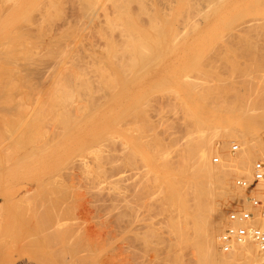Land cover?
<instances>
[{"label":"bare ground","instance_id":"obj_1","mask_svg":"<svg viewBox=\"0 0 264 264\" xmlns=\"http://www.w3.org/2000/svg\"><path fill=\"white\" fill-rule=\"evenodd\" d=\"M246 1H248V4ZM246 1L244 0L245 2L244 3L243 0H177V1L176 0L175 1H172V0H0V152L2 151V154L5 153L8 155L9 152L13 151L14 154L16 155L18 153L17 151L19 152L22 151L21 153L23 154V157L20 156L22 154L20 155L18 154V156L14 155V158L12 159H14L15 161L12 163V166L9 165L8 167H5V166L4 167L5 168H9V167L10 168H20V167L23 168L24 166L22 167V165L24 163L20 165L22 163L20 160L21 158L23 160V158L26 157V155L28 156L29 154H31L32 156V155H36V154L38 155L42 153H45V155L46 153L47 154L50 153L51 154L50 157L51 156L54 157L53 159H51L50 157H49L50 159L49 158L46 159V157H44L45 161L47 160L46 162L47 165L44 164L45 167L49 166L50 164L48 163L52 161L51 165L49 166L52 168V170L51 168L47 167L48 168L47 170L49 172L54 171L53 169H55L56 167L55 164L58 163L57 159H59L58 158L59 155H62V154L64 155L61 156L62 158H60V160H62L63 162L65 160L67 163L69 162V160L66 158L68 155L69 156L71 155V157L74 155L76 157L84 156L83 159L85 158L86 159L80 160V161H83V163L81 164H84V166L88 165L94 159L95 164L99 168H103L106 170L110 168L109 171L111 172L112 176L114 174L120 173L122 168H127L128 165H129L128 166L129 168L137 167V164H138L137 163V151L140 150L137 144L142 145L143 143L146 144V142L148 144L149 140H147V136L146 138L144 136V139L146 141L143 138H139L140 140L138 139L137 140L138 142H134L136 141V138H135L136 136L134 137L135 140H133L134 138L130 139V135H131L130 130L131 128L133 129L135 126V125L130 126L131 125L130 120H132L130 118H131V115H135L136 113L135 110L132 109L133 105H131L132 96H134V93L137 91H143L142 93H144L145 95L144 97H147L144 92V90L146 89L145 88L146 86L151 85V84L153 85L158 84L157 85L158 87L156 86L155 87L159 88L160 85L163 86V84H165L166 82L169 83L168 81H170V77H171L169 73H173L175 69L177 68L179 69V70L177 69V72H180V70L183 69V73H184V65H185L184 62L185 61L180 63V62H177L178 60H176L173 57L174 60H176L177 62V68L175 67L176 65L173 63H166L168 60H166L164 64H161L156 67V65L155 66L153 65L155 61L152 59H155L157 56L156 59L158 60V57H161L163 55L162 52L164 53L166 52L164 54L166 55L167 52L169 51L167 47L165 48L166 43H168L169 41H172L173 42L172 44H174V42L176 41L175 39H177L178 37L180 39V36H181L180 41L182 42V36H183V38L184 37L185 39L187 38L184 43L185 45L182 43L184 46L178 49L177 46L179 45V42H180L178 41L179 40L178 39L177 40L178 43L176 46V49L178 50L173 51L174 52L173 55L176 54V52L178 55V53L180 52L179 53V55L181 54L180 56L176 55L178 59L179 57H182V58L186 57L187 59L186 58L185 59L187 60L186 61L187 66H193L191 68H193L195 71L194 65L195 66H198V65L197 64L192 65L194 63L193 60L194 58L201 55V53L198 55L197 54L198 52H196L198 56L193 57L192 55H195L193 54V52L197 51L200 48V46L204 45L206 42L207 44L208 42L214 43V41L218 42L226 38L224 35H227V34H225V32L223 31L224 29L222 30V28L224 27L225 22H227L228 20H229L228 25L229 26L231 25L232 27L231 31H233V29H237L236 25H235V28H233L234 27L233 25L234 23H236V20H237V18L234 19L235 16L226 20V18H228L229 14L233 10L237 8L247 7L250 4L253 7H257V9L259 8L258 9L259 11L264 6V0H246ZM180 3H183L181 7H179ZM242 3L245 4L246 6L245 5L242 6ZM65 5L68 6L69 8V10L67 8L68 11H66ZM135 5L137 6L138 10L134 9L133 11V8L136 7ZM187 8L188 10H186ZM136 10L137 12L140 11V13L139 12H138L139 14L134 13L136 14L134 15L132 12H135ZM186 11L188 13L187 15H189L190 12L195 13L196 15L198 13L201 19L200 18L197 19L198 21L192 20L193 17H191V14L187 16L185 14ZM176 13L178 16L175 19L170 18V16H173ZM232 14L236 15L235 12H233ZM141 17H147V20L149 21L146 20L147 22L146 21L145 22L148 24V26L145 25L144 27L143 25L144 23L143 24L141 23L143 22L141 21ZM239 17H241V15ZM263 18L257 17V19H255L254 17L255 22L252 20L253 22L251 21L252 22L251 26L248 27L250 30L253 29V31L255 32L257 31L256 34L258 35V37H259L258 28L255 29V26L257 27L258 25L256 24L258 20L260 19L262 21ZM241 19L242 18H239V20ZM179 20H181L182 22L181 25H180L181 22ZM261 21H259L260 22L259 25L262 23ZM261 25H264V22ZM261 25H260V28L262 27V29L264 30V26H261ZM147 27H149L148 29L149 31L147 30ZM245 27L247 26L245 25ZM248 28L244 29L245 31L244 34L241 32L237 34L239 39L241 38L242 40L243 39L248 40V39L253 38L252 37L253 32L250 30L248 31ZM151 43H154V44L156 43V45H153L154 46L153 47L151 46L152 45ZM193 43L194 45H192ZM172 44H170L171 45L169 46L170 48L172 47ZM174 45H173V49H175ZM256 45L257 44L249 45V46L252 49H256ZM229 46H227L226 44V47H229ZM245 46H247V44ZM259 48L261 49L262 47H259ZM263 48L261 50H263ZM200 49L198 51H201ZM229 50L230 49H228V51ZM234 50L233 51L231 50L229 52L233 53ZM245 50H248V49H245ZM225 51L227 53V50ZM215 52H218V51L216 50ZM217 54L220 56L221 53L220 54L217 53ZM204 55L202 54L201 56H204ZM187 56H190V57H187ZM237 58L235 57V62H234L235 64L239 63L238 61L236 62ZM257 58L259 57L257 56ZM205 59H207V57H205ZM233 59L234 58H232L231 60L233 61ZM254 59L255 58H253L252 60L254 61ZM151 60L154 62L151 63L152 62ZM232 61L230 62L232 63ZM157 62H158L157 64H159V61ZM195 62H199V61H195ZM251 64L253 66V62L249 63V65ZM236 65L238 66V64ZM153 66L155 68L151 71V68H153ZM200 66L202 67V65ZM212 66L214 67V65ZM262 66H261V69L264 67ZM232 67L234 66L232 65ZM242 67L243 66H241V69ZM245 67H246V64H245ZM145 68H146V71L144 70L145 71L144 72L143 69ZM257 68L255 69L257 70ZM135 69L136 71L140 69L139 72L141 71L144 73H142L143 75L140 74L141 76H139V79L132 80L133 79L132 73L134 72H135L134 78H138L137 73L139 72L138 71L136 72ZM193 69L191 70L193 71ZM234 69H237V68H234ZM243 69L247 71V69L245 68ZM185 70H186L185 75L182 76L183 73L181 72L180 73L181 75L179 74V76H182V77L180 80L178 78V80L179 82L181 81L179 89H181L183 86L185 87V89L182 88L183 90H186L187 88V91H184V92H187V95H184L185 93L183 92H181L180 94L179 91L176 89L169 90L171 91L170 95L171 96L173 95L174 97H176V99H178L179 96H180L179 99H181V97L184 96L183 102L185 101V98L189 97L190 98L189 108L190 107L192 108L194 105H196L195 107L197 108V111L193 112L192 109H190L191 113L187 115L188 121L190 122L186 126L187 128L184 133L185 141L183 139V142H184V144H182L183 146L181 145L179 146L178 144H176V146L177 145L178 146L177 147L175 146L176 147L175 149L173 145L172 146L170 145V149L171 147H173V150L172 149L171 150L175 153L174 156L176 158L172 156L171 150L165 149V148H169L168 146V147H164L163 150L161 151L159 150L160 152L158 151L159 153H157L158 155L157 158L153 160L154 162L156 161V164H158L157 168L160 167L162 171L161 170L158 171L159 173H157V175H155L156 173L154 174L153 180L155 179V182H151V184L155 183L156 184L155 188L160 187L161 192L160 190L158 192L159 188H156L157 189L156 192L161 193L159 194V196H161L160 200H161L162 205L160 204L161 207L160 206L159 207L163 212L167 213V216H166L167 223L165 224L168 225V232L172 235L171 239H167V240H170L169 248L167 247L168 252H165L166 255L164 256L165 258H164L163 264H181V261H182L181 250L184 247L186 248V246H193V245L197 246L196 254H195L197 264H264V256L262 255L258 244L254 240L247 239L241 243L234 242L232 245V248L227 252L223 250L222 241H221L222 227H223L224 221L227 219L228 212L230 210H234L235 208H245L248 210L251 209V204L247 197L250 191L251 193L255 192L256 194H261L262 192H264V182L257 181L254 177V173H255L254 160H256L257 158L264 159V105L262 107L260 106L261 104H258V102L264 104V101H263L264 100L263 99L264 98V79L257 81L259 77L256 76L255 72H254L255 74L253 73L252 76L254 78V75H255V78L258 77V79L257 80L251 79V77L248 76V72L250 69L248 70V72H244L245 75L243 76L245 77V79L242 80V82L240 81L242 85V90H241L242 93L238 91V93L243 94L242 100H240L241 103L239 102L240 105H238L237 102L239 100L236 102V104L239 106L238 107L236 104H234L235 102H232L234 104V107H230L233 105H229L231 104L229 103V101H231L230 99L231 96L229 95V93L233 92V88L231 87L232 91H230L231 89L229 90L228 86L226 85L227 86L226 87L224 85L229 80L228 75L227 77H225L226 79H228L225 82L224 81L225 78L223 79L224 76H220V74L217 72L219 75L214 74L217 76V78L216 76L215 77L212 76L214 78H211L213 80V81L210 80L211 82H213L211 84L209 80L207 82V78L206 79L204 78L205 79L204 80L203 75H202V77H200L201 80H203L202 82L205 83L204 81H206V84H209L203 87L204 84L201 85L198 83V82L201 83L200 78L198 79L196 78L198 82L194 80L195 77H193L194 79H192V77L190 76V73L192 72L189 71L190 68L188 70L190 73L187 72V68ZM198 70L200 69L198 68ZM215 70L216 69L213 70V73L215 72ZM239 71H240V67H239ZM238 73H241V71ZM168 74L170 75V77L168 76ZM186 74L189 75L191 80H194L196 82V83H192L193 82L192 81L191 82L192 85L190 87L185 86L187 83L191 84L190 82H188L190 81V79L187 81L188 78L186 79V77L188 76H186ZM223 75H226V74H223ZM218 76L222 78H218ZM207 77H211V76H207ZM221 81L222 83L224 82L225 83L222 85V83H220ZM173 83L175 82L173 81ZM240 83H238L239 86H240ZM235 84L237 85L236 81H235ZM235 84L233 83V85ZM161 86L159 90H161ZM165 86H168V85H165ZM223 86H225L226 88ZM155 87L153 86V88ZM153 88L151 87L149 89H151V91H154ZM156 88L155 90H158ZM224 88H225V91H224ZM236 88L238 87H235L234 89ZM226 89H228L229 93L226 91ZM257 89H259L260 91H256ZM165 90H166V87H165ZM155 92H158V91H155ZM226 92L228 93V96H230L228 100V103H229L228 105L223 104L224 102L223 103L221 102L223 101L222 98L227 96ZM236 92H237V89H236ZM236 92H234L235 98L237 97ZM146 93L150 97L149 94H151V92H149V94L148 92ZM168 93L167 95H169ZM152 96L153 95L151 94V97ZM140 97L142 98L141 95ZM149 97H147L148 101L146 100L147 98H145V101L147 102L150 101L149 103H151L152 101L149 100ZM227 98L228 97H226V99ZM239 99H241V96L239 97ZM260 99H263L261 100L262 102H260ZM138 100L140 101V98ZM141 101L139 105L141 106V109L144 113V110H146L145 108L147 107L146 104L148 103H143L145 101H142V102ZM180 101H182V99ZM186 101L184 103H187ZM135 104L138 105L137 101ZM180 104L182 106V103ZM184 105L186 106L187 104H184ZM139 107H137L138 109H136L135 106H133V108H135L138 112V114L136 113V115H139V111H138L140 109ZM258 108L259 110L261 108L262 111H258ZM148 109L149 108H147V110ZM162 109L161 111H159V113L162 112ZM131 111H134L135 113L132 114ZM151 111L153 110L151 109ZM156 112L158 113V111ZM233 112L236 113L234 117H237V119L242 118V121L244 120L243 123H245V120H246L245 126L244 125L236 126L235 124L234 125L228 124L229 122L228 120L231 118H234L233 115L232 117H230V114ZM162 114L161 113L158 114L160 118L159 119L160 123H164L166 127H168L167 125L170 126L172 124L171 126L173 127V123L170 120L172 117L170 118L168 116L164 117ZM165 114L167 115L166 112L164 113V115ZM142 117H143V114H142ZM166 119L167 120L169 119L168 121L169 122L171 121V124H168L169 123L168 122L166 125V122H167ZM138 120L139 118L137 119V121ZM233 120H235V118ZM133 121L135 122L136 120H133ZM231 121L232 120H230V122ZM150 123L152 124L151 121ZM52 124L53 126L50 127ZM141 124H142V127L146 126L143 123ZM146 124H149V122ZM151 133H153V136L155 135L154 136L155 138L160 137L159 134L155 133V131ZM141 134L143 133L141 132ZM143 135H138V136L143 137ZM153 136L150 135L151 138ZM154 140L155 139H153V142ZM147 144L145 146H147ZM236 144L239 145V150L235 154H233L231 148ZM136 146H137V149L139 150H135ZM148 146L150 147V145ZM155 146H156V143H155ZM144 148H147V147H144ZM150 149L151 150L153 149L154 151V148L151 147ZM145 150L146 149H144V151ZM13 152L11 155H13ZM140 153L142 155L141 150H140ZM212 153L216 154V156L213 155V159L211 158ZM52 154L56 156H53ZM9 156L7 157L9 158ZM64 156L66 159L64 158ZM11 157L9 158L10 160H11ZM55 157H57V159ZM151 157L149 156L150 160L153 159V158L151 159ZM144 158L146 159L147 162H149L146 157ZM16 159H19L20 162H16V161H19ZM37 159L39 160L38 156H37ZM54 159L57 160V161L55 160V163H54ZM105 159L108 162L106 163L109 165L108 168H105V166H103L102 164L103 162L105 164V161H104ZM38 160L36 161L38 162ZM48 160L50 162H48ZM41 161L42 159L39 160L38 163H40ZM23 162L26 163L25 160ZM28 162L26 164H29ZM72 162L75 165L76 162L74 161ZM17 163L20 167L15 166V164L17 165ZM31 163L32 162H30V165ZM52 163H54V165ZM59 163L58 165L61 166L62 163L60 164ZM77 163L79 162L77 161ZM141 163H143V165L145 164L144 161L143 162L141 161ZM150 163H152V161ZM32 164H34V166L31 165L32 167L29 165L31 168H37V166H35L37 164L35 161H33ZM26 167H28V165ZM0 168H3V166L1 167V164H0ZM40 168L42 167L40 166ZM141 168L143 169V170L140 169L141 171L139 170V168H135V169H138L139 171L134 169L135 171L134 172L132 171L133 173L130 172L127 178L129 177L128 179H132L131 183L137 187L136 188L137 190L135 189V194L132 193L135 198V201L143 207L145 206L148 207V209H150L152 213L153 211L151 209L153 207L149 208L150 207L149 204L151 203L150 199L152 197H155L154 195L156 194V192L154 188H153L154 191L151 189L152 185L154 184L152 185L147 184V183L150 184L149 173L151 174V169L143 168V167ZM81 169H84V168H81ZM109 171L107 172L109 173ZM124 171L126 172V170ZM152 171L154 170L152 169ZM16 172H17V169H16ZM90 173H92V171ZM108 173H105L107 174L106 176H108ZM5 174L8 175V171ZM74 174L76 173L74 172ZM111 174L109 175L110 177H111ZM57 175H61V174H57ZM80 175L82 176V173ZM160 175H161V178H159ZM235 175L237 176V178L243 179L246 182V185H243L244 187H241L240 185L236 183L237 178L234 179ZM3 176L4 178L6 177V175H3ZM52 176L50 178H52ZM122 176L123 175L118 177L117 180L123 179ZM83 177L81 178L83 179ZM9 178L10 177L8 176L6 177V179H9ZM111 178H116V177L113 176ZM54 179H55L54 182H56V176ZM232 179H234L233 182H231ZM36 180H39V178H37ZM61 181H63V179H61ZM103 181L105 182V180ZM8 182L9 181H7V183ZM44 182L46 181L44 180ZM92 182H90V185L93 186L94 183L91 184ZM122 183L123 182H121V185H123ZM47 186L45 185L46 188L44 190H48ZM103 186L105 187V185ZM111 186L110 188L113 187L112 190H114V187L115 189L117 188L116 186H112V187ZM148 186L150 188H148ZM43 187H44V184H43ZM110 188H109V191L106 192V195L108 198L113 194V193L111 194L112 190ZM49 189H50V186H49ZM117 189L114 190V192L115 191L118 192ZM121 189H123V187ZM121 189L120 191H122ZM61 192L63 193V191ZM71 192H72V189H71ZM21 194H18V195H21ZM50 194H51V197L54 196V194H52L51 192ZM76 194L78 195V193ZM25 195H27V193H25ZM55 196L59 197V195H55ZM74 196L75 195H73V197ZM83 196H85V194ZM159 196H157L156 198H159ZM58 197L56 199L53 198L54 199L53 200L48 195V197L44 198V200L39 199V200H42L40 204L43 210L39 207L36 208L34 211H36L37 209L38 210L41 209V211H39L40 212L39 214H38V211H36L34 215H35L36 220L39 221V223H41L40 221H42L41 226L40 224L39 225L36 224V222L34 221L35 222L34 225H38L40 227L38 228L36 226L35 231L32 229L31 232L34 231L33 235L29 234L30 239L29 240L27 239L26 242L24 241L25 243L23 244H26V245L31 244V247H32V245H35V246L39 245V244L37 245V242L39 241V239L41 240L43 239L44 241H46L48 243V245L45 247L46 249L39 250L37 252L38 249L34 248V250L40 254L42 262L44 259L48 260L46 264L48 263L52 264L53 261L52 262H49V261L55 258L57 259L56 260L57 262L58 261L61 262L60 264H87L86 262L87 259H85L84 256L82 255L84 252L85 253H88V252H86V250L82 248L84 247V245H82L84 244V241H83L84 237H81V236L84 233H82L81 231L82 227H80V224H79V222L81 221L77 222L75 220L76 222H73V223L70 222L69 224L68 220L70 221V218L66 219L62 217L64 215H62V207H60V203L64 201L66 195L64 196V199L62 200H58ZM59 198L61 199V196ZM69 198L72 199V197H69ZM134 198L132 197V200H134ZM10 199H13V197ZM84 199H87V196ZM132 200H129L131 204L128 202V204L125 205L127 206V208L125 209H130V212L131 210L133 212L134 210H136L134 205H132V203H134V201L131 202ZM160 200H157V201H160ZM7 201H10V200H7ZM111 201L113 202V197H110V202ZM122 201L120 204H122ZM49 203L51 204L50 206L52 208H53L52 204L53 203L54 205L56 204L54 207L55 211L52 212V208H51L50 213L48 212L49 210L46 211V208L48 209V207H45ZM117 203L119 204V202ZM156 203H159V202H156ZM114 204L116 206V201H114ZM57 205L59 209H57L56 207ZM64 205H67V204H64ZM71 206H73V204ZM118 206H116L115 210H117ZM44 207H45V210H44ZM67 207L70 208L69 206ZM63 209H67V208L63 207ZM74 210L78 211V209L76 208H74ZM81 210L83 211V209ZM142 210L143 209H141V211ZM120 211L121 210L119 209V212ZM125 211L126 210H124V212ZM80 212H77L76 215L73 214L72 218L78 219ZM143 212H145V210ZM120 215L121 216L126 215L125 213H123V209H122V214ZM25 217L26 216H24L23 218L25 219ZM129 217H130V220H132L131 222H133L135 218H137L138 216L137 215L134 216V213H131ZM18 218H20V215ZM139 218H138V221H139ZM117 219L118 218H116V220ZM150 220H151V216H150ZM13 222L15 223V221ZM140 224L137 226L141 227ZM150 224L148 225L147 223L146 225L150 226ZM128 225L130 226L131 223ZM25 226L23 227V229L25 228ZM81 226H82V222H81ZM98 226L101 227L100 224ZM111 226L108 228H112ZM134 226H136V224ZM100 227L99 229L101 230ZM144 229H148V228H144ZM8 230H10V228ZM21 230L22 229H20V231ZM26 230L28 231L29 229H25V231ZM3 231H5V229ZM23 231L24 230H22V232ZM124 231H126V228ZM129 231H132V230L130 229ZM129 231L127 232V234H129ZM106 232L104 231V233ZM148 232H150L149 229H148ZM194 232H195V236H193ZM157 233L155 234L157 235ZM23 234H21V236L19 237L22 238V236H24ZM27 235H28V232H26L25 236ZM31 235L33 236L32 238L34 239L31 238ZM109 235L106 234V236H109ZM22 239L25 240V237ZM22 242L23 241H21V243ZM18 243H19V240H18ZM160 243L161 242H159L158 244ZM16 244H17V241H16ZM114 244L112 246H114ZM147 244H148V241H147ZM103 245H104V241H103ZM154 248H156V245ZM156 250L157 249H155V251ZM37 253L35 254L37 255ZM103 253H105V251ZM154 253L155 252H153V255H157ZM19 254H21V252ZM35 254H31V255L33 256ZM17 255L15 254V256ZM87 255L90 256L91 254H87ZM15 256L13 258H15ZM32 256L31 257L30 255L27 256L29 260L27 259L26 264H38L37 261L39 262L41 261V260H38L39 258L37 256L39 255L36 256L38 258L37 261H35L34 258L32 259ZM9 257H6V259ZM17 257H20V256L18 255ZM155 259H158V258H155ZM14 260H15V263H11V264H25V262H23V259H19L18 261L16 259ZM106 260L107 259H105V262L110 264V262ZM88 263L91 264L92 262L89 261ZM154 263L156 264L157 262H154ZM40 264H44V263H40Z\"/></svg>","mask_w":264,"mask_h":264},{"label":"rangeland","instance_id":"obj_2","mask_svg":"<svg viewBox=\"0 0 264 264\" xmlns=\"http://www.w3.org/2000/svg\"><path fill=\"white\" fill-rule=\"evenodd\" d=\"M172 1H175V0H172ZM177 1V0H176ZM246 1V0H245ZM243 2H244V0H243ZM247 2V4H248V1H246ZM175 3V2H174ZM245 3V2H244ZM183 5V3H180V6L179 7H181ZM245 4H243L242 3V6H244ZM66 6V11H68L69 10V8H68V6L67 5H65ZM136 6V5H135ZM246 6V5H245ZM249 6V7H248ZM247 7H243V8H237V9H235V10H233L230 14H229V16H228V18H226V20H228V19H230V18H232L233 16H235L234 17V19H236L237 18V20H236V23H234V27L233 28H235V25H236V28L237 29H233V31H231L232 30V27H231V25L229 26L228 24H229V20L227 21V22H225V25H224V27L222 28V30L225 32V34H227V35H224L226 38H224V39H222V40H220V41H218V40H216V41H218V42H215L214 41V43L213 42H208V44H207V42L204 44V45H201L200 46V50L201 51H194L193 52V54H195V55H192L193 57H196V56H198L200 53H201V55L203 54H205L204 56H201V55H199L198 57H196V58H194V60H193V64L192 65H194V64H197L198 66H195L194 65V67H195V71H194V69L193 68H191V67H193V66H187V64H186V59L185 58H182V57H179V59H178V57L177 56H180L179 55V53H178V55H177V52H176V54H174L173 55V51H175V50H178V49H180L181 47H183L185 44V40L187 39H185V37L183 38V36H182V42L180 41V39H181V36H180V39H179V37L177 38V39H175L176 41V43L174 42V44H176V45H174V44H172L173 42L172 41H169L168 43H166V45H165V48L167 47L168 49H169V53L167 52V56L166 55H164L165 53L164 52H162L163 53V55L161 56V57H158V60L156 59L157 58V56H156V58L155 59H152V60H154V61H152L151 63H153V65L155 66L156 65V67L157 66H159V65H161V64H164V62H166V60H168L166 63H173V64H175L176 66V68H177V62H184V73H183V69H181L180 70V72H177V69H175V71H174V69H173V73H169L170 75H171V77H170V75L168 74V76L170 77V81H168L169 83H165V84H163V86H161V90H159L160 89V86H159V88H156V87H158L156 84L155 85H153V84H151V85H148V86H146L145 88V90H147V91H145L144 90V92H145V94H146V96L147 97H149L148 95H147V93L146 92H148V94H149V92H151V94L153 95L152 97H151V94H149L150 95V97H149V100H151L152 102V105H151V103H149V102H147L148 101V98L147 97H144L145 95H144V93H142L143 91H137V92H135L134 93V96H132V101H131V105H133V106H135V108L136 109H138L137 107H139L140 105H139V103H140V101L142 100V101H145V98H147L146 100L147 101H145V102H143V103H148V104H146V110H147V108H149L148 110H147V112H146V110H144V113L146 114H144L143 113V111H142V109H141V106L139 107L140 109L138 110L139 111V115H136V113L138 114V112H137V110L135 109V108H133V106H132V109H134L135 110V112L134 111H131V113L132 114H134L135 113V115H131V118L130 119H132V120H130V123H131V125L130 126H132V125H135L134 126V128L132 129L131 128V130H130V139H133L135 136V138H136V141H134V142H138L137 140L139 139V138H143L144 139V136H145V138H146V136H147V140H149V143L147 144V142H146V144H147V146H145L146 144L145 143H143L142 145H143V147H142V145H140V144H137V146L139 147V149L141 150V152H142V155H141V153H140V150L139 149H137V146H136V149L135 150H139V151H137V167H135V168H139V170L141 169V170H143L141 167H143V168H148V169H151V174L149 173V178H150V184L149 183H147L148 185H152V184H154V185H152V190H153V188H154V190H155V192L157 191V189L156 188H159L158 189V192H159V190H160V187H156L155 188V186H156V184L155 183H152L151 184V182H155V179L153 180V177H154V174L155 175H157V173H159L158 171H160L161 170V168L160 167H158L157 168V166H158V164H156V161L154 162L153 160H155V158H157V153H159L161 150H163V148L164 147H168L169 146V148H165L166 150H173V147L176 149V147L179 145H181V146H183L182 144H184V142H183V139H184V141H185V138H184V133H185V130H186V126L188 125V123L190 122V121H188V114H190L191 113V110L190 109H192V111L193 112H196L197 111V108L195 107L196 105H194L192 108L190 107L189 108V106H190V98L188 97V98H185V101L187 102V103H184L183 102V98H184V96L183 97H181V99H182V101H180L181 99H179L180 98V96H179V98L178 99H176V97H174L173 95L171 96L170 95V93H171V91H169V90H172V89H176V90H178L179 91V93L181 94V92H183V93H185L184 95H187V92H184V91H187V88H186V90H183L182 88H184L185 89V87L183 86H181L182 88L181 89H179V87H180V84H181V81L179 82V80L181 79V77L182 76H184L185 75V72H186V68H187V72H192V73H190V76L192 77V79H194L193 77H195V81H197V79L198 78H200V77H202V75H203V79L205 78H207V82H208V80L210 81H213L211 78H214L216 75H214V74H217V75H219L220 74V76H224L223 77V79L225 78V77H227V75H228V79H224V81L226 82V80H228V82H226V84H224V83H222V81L220 82V83H222V85L224 84L225 86L227 85L228 86V89L230 90L231 89V87L233 88V92H228V89H226V91L229 93V95L231 96V98H230V96H228V93L226 92V97H228L227 99H226V97H223L222 98V100L223 101H221L223 104H226V105H228L229 103H231V104H229V105H233V106H230V107H234V104H236V102L238 103V105H240L239 104V102L241 103V101L240 100H242V95L243 94H240V93H242V85H241V83H240V81L242 82V80H244L245 79V77L243 76V75H245L244 74V72H248V70H249V72H248V76L249 77H251V79H254V80H257L258 79V77H259V79L257 80V81H260L261 79H264V38H263V34H264V30L262 29V27L260 28V25L261 24H263V17H264V10H263V8H264V6H263V8H261L259 11H258V9H257V7H253V6H251L250 4L248 5ZM134 7V6H133ZM259 7V6H258ZM67 8H68V10H67ZM245 8V9H244ZM250 8V9H249ZM252 8V9H251ZM255 10H254V9ZM134 9H137L138 10V8H137V6L135 7V8H133V11H134ZM248 9V10H247ZM257 9V10H256ZM137 10L135 11V12H132L133 14L134 13H140V11H138L137 12ZM186 10H188V8L186 9ZM241 10V11H240ZM243 10H244V12H243ZM262 10V11H261ZM247 11V12H246ZM258 11V12H257ZM190 12V11H189ZM233 12H235L236 13V15L235 14H232ZM239 12V13H238ZM263 12V13H262ZM67 13V12H66ZM138 13V14H139ZM241 13V14H240ZM185 14L187 15L188 13H187V11L185 12ZM184 14V15H185ZM191 14V17H193L192 18V20H197V19H201V17H199L200 15L197 13V15L195 14V13H192V12H190L189 13V15ZM194 14V15H193ZM238 14V15H237ZM241 15V17H239L240 15ZM134 15H136V14H134ZM185 15V16H186ZM189 15H187V16H189ZM193 15V16H192ZM255 15V16H254ZM257 15V16H256ZM145 16V15H144ZM178 15H177V13L175 14V15H173V16H170V18H172V19H175L176 17H177ZM195 16H196V18H195ZM243 16V17H242ZM263 16V17H262ZM227 17V16H226ZM245 17V18H244ZM252 17H253V19H252ZM254 17H255V19H257V17L258 18H263L262 19V21L259 19L258 20V22H257V24L256 25H258L257 27L255 26V29H257L258 28V33H259V37H258V35L256 34V32L255 31H253V29H249L248 27L249 26H251V23L254 21L255 22V20H254ZM144 20H143V19ZM239 18H242L241 20H239ZM244 18V19H243ZM186 19V18H185ZM147 17H141V21H143V22H141L143 25H144V27H145V25L146 26H148V24L146 23L147 21H149V20H147ZM181 20H183V19H181ZM181 20H179L180 22H181ZM239 20V21H238ZM253 20V21H252ZM146 21V22H145ZM198 21V20H197ZM238 21V22H237ZM252 21V22H251ZM259 21H261L262 23L259 25ZM241 22V23H240ZM149 23V22H148ZM227 23V24H226ZM182 24V22L180 23V25ZM224 24V23H223ZM249 24V25H248ZM254 24V23H253ZM150 25V24H149ZM245 25L247 26V27H245ZM231 28H229V27ZM244 26V27H243ZM261 26H264V25H261ZM183 28V27H182ZM248 28V31L250 30V31H252L253 32V38H254V40H255V42H254V40H253V38L252 39H239L238 38V36H237V34L238 33H245V31H244V29H247ZM260 28V29H259ZM149 29V27H147V30ZM239 29H241V30H239ZM254 29V30H255ZM149 31V30H148ZM260 31V32H259ZM231 33V34H230ZM233 34V35H232ZM235 34V35H234ZM255 35V36H254ZM257 38V39H256ZM179 39V40H178ZM177 40L178 41H180L179 42V45L177 46ZM240 40V41H239ZM253 40V41H252ZM260 40V41H259ZM232 41V42H231ZM236 41V42H235ZM243 41V42H242ZM245 41V42H244ZM248 41V42H247ZM239 42V43H238ZM251 42H252V44H251ZM257 42V43H256ZM184 45H183V44ZM213 43V44H212ZM244 43V44H243ZM257 44L256 45V49H252L249 45H254V44ZM152 45L151 46H153V45H156V43L154 44V43H151ZM170 44H172V47L170 48L169 46H171ZM212 44V45H211ZM226 44H227V46H229V47H226ZM235 44V45H234ZM247 44V46H245ZM173 45L175 46L174 48L175 49H173ZM192 45H194V43L192 44ZM191 45V46H192ZM176 46H177V48L178 49H176ZM207 46V47H206ZM210 46V47H209ZM214 46V47H213ZM225 46V47H224ZM234 48H233V47ZM241 46V47H240ZM242 46H244V47H242ZM154 47V46H153ZM212 47V48H211ZM219 47V48H218ZM226 48V49H224V48ZM259 47H262L263 48V50H261ZM209 48V49H208ZM214 48V49H213ZM172 49V50H171ZM228 49H230L229 51H233L234 49V52L232 53V52H229L228 51ZM244 49V50H243ZM245 49H248V50H245ZM249 49H250V51H249ZM167 50V49H166ZM171 50V51H170ZM211 50V51H210ZM217 50L218 52H215V51ZM225 50H227V53H226V51ZM256 50V51H255ZM208 51V52H207ZM224 51V52H223ZM243 51V52H242ZM248 51V52H247ZM196 52H198L197 54H196ZM206 52V53H205ZM222 52H223V54H222ZM250 52H251V54H250ZM255 52V53H254ZM260 52V53H259ZM161 53V54H162ZM217 53H221L220 54V56L217 54ZM160 54V55H161ZM226 54V55H225ZM230 54H232V55H230ZM236 54V55H235ZM248 54V55H247ZM254 54V55H253ZM170 55V56H169ZM177 55V56H176ZM222 55V56H221ZM227 55H229V56H231V57H229V56H227ZM244 55V56H243ZM260 55V56H259ZM164 56V57H163ZM191 56V55H190ZM190 56H187V57H190ZM218 56V57H217ZM234 56V57H233ZM250 56V57H249ZM254 56H256V57H254ZM257 56L259 57V58H257ZM262 56H263V58H262ZM176 59V60H178L177 62H176V60H174V58ZM177 57V58H176ZM205 57H207V59H205ZM221 57H223V58H221ZM235 57L237 58V59H239V60H237L236 59V62L238 61L239 63H236V64H238V66L234 63L235 62ZM252 57V58H251ZM261 57V58H260ZM161 58V59H160ZM201 58V59H200ZM202 58H204V59H202ZM232 58H234L233 59V61L231 60ZM253 58H255L254 59V61L252 60ZM170 59V60H169ZM198 59H200V60H198ZM217 59V60H216ZM225 59V60H224ZM227 59V60H226ZM262 59V60H261ZM174 60V61H173ZM157 61H159V64H157L158 62ZM195 61H199V62H195ZM212 61V62H211ZM217 61V62H216ZM230 61H232V63L230 62ZM248 61V62H247ZM258 61H260V62H258ZM203 62H204V64H203ZM209 62V63H208ZM226 62H227V64H226ZM253 62V66H252V64L251 65H249V63H252ZM257 62V63H256ZM202 63V64H201ZM231 63V64H230ZM257 64V66H256V64ZM217 64V65H216ZM222 64H223V66H222ZM245 64H246V67H245ZM255 64V65H254ZM152 65V64H151ZM191 65V64H190ZM200 65H202V67L200 66ZM212 65H214V67L212 66ZM232 65L234 66V67H232ZM263 65V66H262ZM153 66V68H151V71L155 68ZM185 66H186V68H185ZM205 66V67H204ZM241 66H243L242 67V69H241ZM249 66V67H248ZM252 66V67H251ZM261 66L263 67L262 69H261ZM152 67V66H151ZM196 67H197V69H196ZM213 67V68H212ZM216 67V68H215ZM232 67V68H231ZM239 67H240V71H241V73H238V72H240L239 71ZM258 67V68H257ZM149 68V67H148ZM189 68H190V70H189ZM198 68L201 70H198ZM234 68H237V69H234ZM243 68H245V69H247V71L246 70H244ZM249 68V69H248ZM254 68V69H253ZM255 68H257V70L255 69ZM191 69H193V71L191 70ZM214 69H216V70H218V71H216L215 70V72L213 73V70ZM253 69V70H252ZM259 69V70H258ZM139 70L140 69H138L137 71L139 72ZM146 71V68L145 69H143V71ZM179 70V69H178ZM189 70V71H188ZM255 70V71H254ZM261 70V71H260ZM262 70H263V72H262ZM135 71H136V69H135ZM136 71V72H137ZM144 71V72H145ZM197 71V72H196ZM220 71V72H219ZM141 72V71H140ZM137 73V77L138 78H134V74H135V72L134 73H132V80H135V79H139V76H141L140 74H142V73H144V72H141V73ZM183 73L182 74V76H179V74L180 73ZM206 72V73H205ZM210 72V73H209ZM219 74H218V73ZM229 72V73H228ZM256 73V76H258L257 78H255V75H254V78H253V73ZM257 72H259V73H257ZM189 73H187V74H189ZM207 73H208V75H207ZM212 73V74H211ZM235 73V74H234ZM254 73V74H255ZM261 73V74H260ZM173 74V75H172ZM186 74V76H188V77H186V79H187V81L190 79V77H189V75H187ZM193 74H195V75H193ZM223 74H226V75H223ZM260 74V75H259ZM143 75V74H142ZM181 75V74H180ZM262 75V76H261ZM207 76H211V77H207ZM212 76H214V77H212ZM230 76V77H229ZM261 76V77H260ZM184 77V78H185ZM233 79H232V78ZM237 77V78H236ZM178 78H179V80H178ZM197 78V79H196ZM216 78H217V76H216ZM218 78H222V77H219L218 76ZM204 79V80H205ZM169 80V79H168ZM177 82H176V81ZM194 80H191L190 79V81H188V82H192V83H196ZM200 80H201V78H200ZM173 81L176 83H173ZM203 80H201V83L200 82H198L199 84H204L203 85V87H205V86H207V85H209V84H206V81H204L205 83H203L202 82ZM210 81V84L211 83H213V82H211ZM235 81H236V83H237V85L235 84ZM237 81H239V82H237ZM232 82V83H231ZM192 83L191 84H189V83H187L185 86H191L192 85ZM233 83L235 84V85H233ZM238 83H240V86L238 85ZM231 85V86H229V85ZM165 85H168V86H165ZM200 85V86H201ZM153 86L156 88V89H158V90H155V88H153ZM225 86H223V87H225ZM226 86V87H227ZM238 87V88H236L237 89V92H236V89H234L235 87ZM153 88V90L154 91H151V89H149V88ZM165 87H166V90H165ZM202 87V86H201ZM225 87V88H226ZM241 87V88H240ZM168 88V89H167ZM225 88H224V91H225ZM238 89H240V90H238ZM150 90V91H149ZM222 90H223V88H222ZM155 91H158V92H155ZM230 91H232V89L230 90ZM238 91H240V93H238ZM256 91H260L259 89H257ZM160 92V93H159ZM167 92H169L168 94L169 95H167V93L165 94V93ZM234 92H236V94H237V97H238V99H237V97L235 98V93ZM163 93V94H162ZM183 93H182V95H183ZM140 95L142 96V98L140 97ZM157 95V96H156ZM163 95V96H162ZM181 95V96H182ZM241 96V99H239V97ZM133 97H134V99H133ZM135 97H136V99L139 97L140 98V101L137 99H135ZM151 98V99H150ZM229 98L231 99V101H229V103H228V100H229ZM158 99V100H157ZM227 100V101H225V100ZM264 99V98H263ZM263 99H260V102H262L261 100H263ZM137 101V103H138V105L137 104H135L136 103V101ZM169 100V101H168ZM175 100V101H174ZM178 100H179V102H178ZM233 100H235V101H233ZM141 101V102H142ZM165 101V102H164ZM188 101H189V103H188ZM264 101V100H263ZM178 102V103H177ZM227 102V103H226ZM232 102H235L234 104L232 103ZM133 103V104H132ZM180 103H182V106H181V104ZM150 104V105H149ZM184 104H187L186 106L184 105ZM258 104H261L260 106H262L263 107V103H259L258 102ZM154 105V106H153ZM172 105V106H171ZM237 105V104H236ZM237 105V106H238ZM148 106H150V107H148ZM169 106H171V107H169ZM158 107V108H157ZM239 107V106H238ZM237 107V108H238ZM155 108H157V109H155ZM160 108V109H159ZM164 110H163V109ZM166 108V109H165ZM131 109V110H132ZM151 109L153 110V111H151ZM161 109H162V112H163V114H162V112H160L164 117L165 116H168L169 118L170 117H172L170 120L172 121V123H173V127L171 126L172 124H171V121L169 122L167 119V122H166V125H167V123L168 124H171L170 126L169 125H167L168 127H166L165 125H164V123H160V118H159V115L158 114H160L159 113V111H161ZM184 109V110H183ZM188 109H189V111H188ZM167 110V111H166ZM175 112H174V111ZM187 110V111H186ZM156 111H158V113L156 112ZM167 113V115L165 114L164 115V113L165 112ZM169 111V112H168ZM186 111V112H185ZM236 111V110H235ZM258 111H262L261 110V108H260V110H259V108H258ZM182 112V113H181ZM189 112V113H188ZM192 112V113H193ZM173 113V114H172ZM175 113V114H174ZM177 113V114H176ZM142 114H143V117H142ZM147 114H149V115H147ZM169 114V115H168ZM172 114V115H171ZM185 114V115H184ZM235 114L236 113H231L230 114V117H232V115H233V117L235 116ZM154 115V116H153ZM157 115H158V117H157ZM176 115V116H175ZM183 115V116H182ZM138 116V117H137ZM148 116V117H147ZM174 116V117H173ZM238 116V115H237ZM134 117V118H133ZM168 117H166V118H168ZM229 117V118H230ZM239 117V116H238ZM139 118V120L137 121V119ZM142 118H144V119H142ZM149 118V119H148ZM186 118V119H185ZM235 118V120H233ZM234 118H231V119H229L228 121L230 122V120H232L230 123L228 122V124H232V125H239V126H245V123H246V120H245V123H243L244 122V120L242 121V118H238L237 119V117H234ZM141 119V120H140ZM152 119V120H151ZM156 119H158V120H156ZM177 119V120H176ZM133 120H136L135 122L133 121ZM143 120V121H142ZM145 120V121H144ZM147 120V121H146ZM155 120V121H154ZM142 121V122H141ZM150 121L152 122V124L150 123ZM235 121V122H234ZM140 122V123H139ZM148 123L149 122V124H151V125H149V124H146V123ZM155 122V123H154ZM175 122V123H174ZM187 122V123H186ZM233 122V123H232ZM141 123H145L144 125H146L145 127L143 126L142 127V124ZM185 123V124H184ZM138 124V125H137ZM141 124V125H140ZM150 127H148V126ZM190 125V124H189ZM53 126V124L50 126V127H52ZM138 126V127H137ZM161 126V127H160ZM148 127V128H147ZM166 127V128H165ZM144 130H143V129ZM145 128H147V129H145ZM152 128V129H151ZM154 128V129H153ZM156 128V129H155ZM171 128V129H170ZM135 129V130H134ZM139 129H141V130H143V131H141V130H139ZM152 131H151V130ZM166 129H167V131H166ZM169 129V130H168ZM157 130V131H156ZM154 132L155 131V133L156 134H159V138H155L154 136H153V133H151V132ZM139 132H140V134H139ZM141 132L144 134H141ZM146 132V133H145ZM148 132H150V133H148ZM133 133V134H132ZM148 133V134H147ZM154 133V134H155ZM166 133V134H165ZM172 133V134H171ZM174 134V135H173ZM177 136H176V135ZM182 134V135H181ZM138 135H143V137H140V136H138ZM150 135H152L153 137L151 138L150 137ZM171 135V136H170ZM169 136H170V138H169ZM180 136V137H179ZM171 137H172V139H171ZM174 137V138H173ZM135 138L133 139V140H135ZM151 138V139H150ZM182 138V139H181ZM153 139H155L154 140V142H153ZM163 139V140H162ZM169 139V140H168ZM140 140V139H139ZM145 140V139H144ZM157 140V141H156ZM161 142H163V143H161ZM172 140V141H171ZM146 141V140H145ZM175 141V142H174ZM144 142V141H143ZM153 142V143H152ZM159 142V143H158ZM178 142V143H177ZM180 142V143H179ZM155 143H156V146H155ZM166 144H168V145H166ZM176 144H178L177 146H176ZM148 145H150V147L148 146ZM152 145V146H151ZM170 145L172 146L173 145V147H171V149H170ZM155 146V147H154ZM159 146V147H158ZM161 146V147H160ZM163 146V147H162ZM176 146V147H175ZM144 147H147V148H144ZM154 148V151H153V149L151 150L150 148ZM149 148V149H148ZM158 148V149H157ZM144 149H146L145 151H144ZM157 149V150H156ZM164 149V150H165ZM229 149V148H228ZM155 150H156V152H155ZM160 150V151H159ZM171 150V151H172ZM144 151V152H143ZM151 151V152H150ZM159 151V152H158ZM12 152L13 151H11V152H9V154H10V156H9V154L7 155V154H2V151L0 152V160H1V162H0V164H1V167L3 166V168H0V230H1V228H2V230L0 231V264H9V262H10V264L11 263H15V260L14 259H16L17 261L19 260V259H23V262H25V264L27 263V259L29 260V258H27V256H29L30 255V257L32 256L31 254H35V253H37L39 250H44V249H46L45 247L48 245V243L46 242V241H44L43 239L41 240V239H39V241L37 242V245L38 246H35V245H32V247H31V244L29 245H26V244H23V243H25L26 242V240L28 239H30V235L29 234H32L33 235V233H34V231H35V229H36V226L39 228L40 226H41V223H42V221H40L41 223H39V221L38 220H36V218H35V213H36V211H38V214L40 213L39 211H41V209H42V207H41V201L42 200H39V199H43L44 200V198H46V197H48V195L50 196V198H54V196L55 195H59V197L61 196V199L58 197V200H62V199H64V196L66 195V197H65V199H64V201H62V203H60V207H62V215H64V216H62L63 218H70V221L68 220V223L70 224V222L71 223H73V222H79V221H81L82 222V226H81V222H79V224H80V227H82L81 228V231H82V233H84V234H82V233H80V234H82V236L81 237H84L83 239V241H84V244H82V245H84V247H82L84 250H86V252H88V253H83L82 255L84 256V258L85 259H87L86 260V262H87V264H90V263H88L89 261H91L92 263L91 264H109V263H107V262H105V259H107L108 260V262H110V264H155L154 262H157L156 264H163L164 263V256L166 255L165 254V252H168V248H169V241L170 240H167V239H171L172 238V235L168 232V225L167 224H165V223H167V219H166V216H167V213L166 212H163L161 209H160V207H161V205H162V203H161V200H160V198H161V196H159V194H161V193H158V192H156V194L154 195L155 197H152L151 199H150V204H149V208H151V207H153L151 210L153 211L152 213H151V211H150V209H148V207H143V206H141V205H139L136 201H135V198H134V196H133V194H135V189L137 188L135 185H133L131 182H132V179H128L127 178V176H129V174H130V172H134L135 170H138V169H135V168H129L128 166H127V168H122V170L120 171V173H117V174H114L113 176L114 177H116V178H111V177H113L112 176V174H111V172L109 171V169L110 168H108V164H106V163H108L107 161H106V159L104 160L105 161V164H104V162L102 163L103 164V166H105V168H108V170H106V169H103V168H99L96 164H95V162H94V159H93V161L92 162H90L88 165H85L84 166V164H81V163H83V161H80V160H85V159H83V157L84 156H75L74 154V156H72L71 157V155L69 156H67L66 158L69 160V162L67 163L64 159V162L62 161V160H60V158H62L61 156H63L64 154H62V155H59V159H57V157H55L57 160H58V163L60 162V163H62L61 164V166L60 165H58V163H56L55 164V166L56 167H58V168H56L55 166V169H53L54 171H52V172H49L47 169V167H49L50 165H51V162L48 160V162H50V163H48V164H50L49 166H47V167H45L44 166V164L45 165H47L46 164V162H47V160L45 161V158L44 157H46V159L47 158H49L50 157V153H46V155H45V153H42V154H36V155H32L31 156V154H29L28 156L26 155V154H24V155H26V157H24L23 158V160H22V158L20 159L21 160V164L20 165H22L23 163V165H22V167L23 168H21L19 165H18V163H17V165L15 164V166L17 167V166H19L20 168H5V167H8L9 165L10 166H12V163L15 161L14 159H12V158H14V152H13V155H11L12 154ZM18 152V153H17ZM16 153V155L18 156V154L20 155V154H22L21 152L22 151H17ZM149 153V154H148ZM2 154V155H1ZM138 154H139V156H140V158H139V156H138ZM148 154V155H147ZM4 155V156H3ZM6 155V156H5ZM15 155V156H16ZM49 155V156H48ZM53 156H56V155H54V154H52ZM175 155V153L172 151V156H174ZM213 155L214 156H216V154L215 153H212V155H211V158L213 159ZM7 156H9V158L11 157V160L7 157ZM21 157H23V154L22 155H20ZM19 156V157H20ZM30 156V157H29ZM37 156H38V158H39V160H41L42 159V161L40 162V163H38L39 162V160L37 159ZM48 156V157H47ZM141 156H143V157H141ZM149 156L151 157V156H153V157H151V159L152 160H150V158H149ZM155 156V157H154ZM27 157H29V158H27ZM31 157H33V158H31ZM144 157H146L147 158V160L149 161V162H147L146 161V159L144 158ZM7 158V159H6ZM18 158V157H17ZM36 158V159H35ZM51 159H53L54 157H50ZM49 158V159H50ZM64 158H65V156H64ZM65 158V159H66ZM72 158V159H71ZM143 158V159H142ZM172 158V157H171ZM174 158H176L175 156H174ZM27 159V160H26ZM29 159V160H28ZM32 159V160H31ZM56 159H54V163H55V160ZM2 160H4V161H2ZM7 160V161H6ZM13 160V161H12ZM16 160H19V159H16ZM20 160L19 161H16V162H20ZM26 161V163L28 162L29 164H26L25 162H23V161ZM36 160H38V162L36 161ZM56 160V161H57ZM67 160V161H68ZM70 160H71V162H70ZM139 160H141L142 162L144 161L145 162V166L143 165V163H141V161H139ZM33 161H35L37 164L35 165V166H37V168H31L32 166H34V164H32L33 163ZM62 161V162H61ZM72 161H74V162H76L75 163V165H74V163L72 162ZM77 161L79 162V163H77ZM152 161V163H150ZM15 162V163H16ZM30 162H32L31 163V165H30ZM139 162H140V164H142V165H140L139 164ZM254 162H255V160H254ZM54 163H52L53 165H54ZM59 163V164H60ZM72 163V164H71ZM98 163V162H97ZM150 163V164H149ZM70 164V165H69ZM95 164V165H94ZM152 164V165H151ZM28 165V167H26ZM31 167H30V166ZM82 165V166H81ZM149 165H151V166H149ZM5 166V167H4ZM14 166V167H15ZM40 166L42 167V168H40ZM71 166V167H70ZM75 166V167H74ZM96 166V167H95ZM150 168H149V167ZM60 167V168H59ZM87 167H88V169H87ZM152 167V168H151ZM49 168H51V167H49ZM81 168H84V169H81ZM97 168V169H96ZM16 169H17V172H16ZM29 169V170H28ZM35 169H37V170H35ZM44 169V170H43ZM76 169V170H75ZM131 169V170H130ZM135 169V170H134ZM152 169L154 170V171H152ZM45 170H47V171H45ZM51 170H52V168H51ZM92 171V173H90L91 171ZM103 170V171H102ZM104 170H105V172H104ZM124 170H126V172L124 171ZM138 170V171H139ZM140 170V171H141ZM7 171H8V175L7 174H5V173H7ZM45 171V172H44ZM61 171V172H60ZM107 171H109V173L107 172ZM138 171H136V172H138ZM162 171V170H161ZM19 172V173H18ZM49 172V173H48ZM56 172H57V174H61V175H57L56 174ZM59 172V173H58ZM62 172H64V173H62ZM74 172L76 173V174H74ZM94 172V173H93ZM132 172V173H133ZM24 173V174H23ZM82 173V176L80 175ZM104 175H103V174ZM105 173H108V176H106L107 174H105ZM131 173V174H132ZM20 174V175H19ZM56 174V175H55ZM64 174V175H63ZM68 176H67V175ZM79 174V175H78ZM85 174V175H84ZM92 174H94V175H92ZM111 174V177L109 176ZM161 174V173H160ZM3 175H6V177L8 176V177H10L9 179H6V177L4 178V176L2 177ZM16 175V176H15ZM54 177H53V176ZM62 175H63V177H62ZM76 175V176H75ZM87 175V176H86ZM90 175V176H89ZM121 175H123L122 176V178L123 179H121V180H117L118 179V177H120ZM14 176V177H13ZM26 176V177H25ZM52 176V178H50ZM55 176H56V182H54L55 181ZM60 176V177H59ZM84 176V177H83ZM88 176H89V178L91 179V181H90V179L88 178ZM92 176V177H91ZM95 176V177H94ZM106 176V177H105ZM151 176V177H150ZM12 177V178H11ZM59 177V178H58ZM81 177H83V179L81 178ZM110 177V178H109ZM14 178V179H13ZM37 178H39V180H36ZM48 178H49V180H48ZM97 178V179H96ZM104 178V179H103ZM152 178V179H151ZM159 178H161V175H160V177ZM235 178H237V176L235 175L234 176V179ZM53 180V182H52V180ZM60 179V180H59ZM61 179H63V181H61ZM85 179H86V181H85ZM97 181H96V180ZM234 179H232V181L231 182H233V180ZM27 180V181H26ZM42 180V181H41ZM44 180L46 181V182H44ZM95 180V181H94ZM103 180H105V182L103 181ZM153 180V181H152ZM5 183H4V182ZM7 181H9L8 183H7ZM17 181V182H16ZM41 181V182H40ZM59 183H58V182ZM93 181V182H92ZM109 181V182H108ZM113 181V182H112ZM43 182V183H42ZM63 182V183H62ZM89 182V183H88ZM90 182H92L91 184H93V186L92 185H90ZM111 182V183H110ZM120 182V183H119ZM121 182H123L122 184L124 185H121ZM47 183V184H46ZM51 183V184H50ZM66 183V184H65ZM112 185V186H116L117 188V190H118V192H114V190H116L115 189V187H114V190H112V186L110 185V184ZM114 183V184H113ZM128 183V184H127ZM7 184V185H6ZM39 184V185H38ZM42 184V185H41ZM43 184H44V187H43ZM117 184V185H116ZM118 184H120V185H118ZM24 185V186H23ZM41 185V186H40ZM45 185L48 187V190H44L46 187H45ZM55 185V186H54ZM66 186V188H65V186ZM88 185V186H87ZM94 185H95V187H94ZM98 185H99V187H98ZM103 185H105V187L108 189H106ZM49 186H50V189H49ZM71 186V187H70ZM87 186V187H86ZM110 186L112 187V188H110ZM127 186V187H126ZM22 187V188H21ZM43 189H42V188ZM97 187V188H96ZM113 191H111V196L110 197H113V202L111 201L110 202V197L108 198L107 197V195H106V192H108L109 191V188ZM123 187V189H121ZM130 187V188H129ZM40 188V189H39ZM77 190H76V189ZM94 188V189H93ZM134 188V189H133ZM148 188H150L149 186H148ZM36 189V190H35ZM38 189V190H37ZM55 189V190H54ZM71 189H72V192H71ZM79 189V190H78ZM120 189L122 190V191H120ZM14 190H15V192H14ZM67 190V191H66ZM99 190V191H98ZM137 190V189H136ZM153 190V191H154ZM19 191V192H18ZM37 191H38V193H37ZM53 191V192H52ZM61 191H63V193L61 192ZM66 193H65V192ZM70 191V192H69ZM152 191V192H153ZM24 192V193H23ZM30 192H32V193H30ZM50 192L52 193V194H54V196H52L51 197V194H50ZM60 192V193H59ZM95 192V193H94ZM103 192V193H102ZM121 192V193H120ZM160 192H161V190H160ZM22 193V194H21ZM25 193H27V195H25ZM45 193H46V195H45ZM76 193H78V195L76 194ZM128 193V194H127ZM133 193V194H132ZM157 193H158V195H157ZM18 194H21V195H18ZM61 194H63V195H61ZM65 194V195H64ZM80 194V195H79ZM85 194V196H83ZM90 194V195H89ZM105 194V195H104ZM117 194V195H116ZM132 194V195H131ZM13 195H15V196H13ZM73 195H75L74 197H73ZM89 195V196H88ZM159 196V198H156L157 196ZM11 196V197H10ZM86 196H87V199H84V198H86ZM104 196V197H103ZM124 196V197H123ZM12 198L13 197V199H10V198ZM56 196H55V198L54 199H56L57 198ZM68 197V198H67ZM69 197H72V199L71 198H69ZM84 197V198H83ZM88 197H89V199H88ZM119 197H121V198H119ZM132 197L134 198V200H132ZM67 198V199H66ZM77 198V199H76ZM53 199V200H54ZM69 199V200H68ZM101 199V200H100ZM116 199V200H115ZM121 199V200H120ZM132 200L131 202H133L134 201V203H132V205H134V207H135V209L136 210H134V212L131 210V212H130V209H125V208H127V206H125V205H127L128 204V202L130 203V201L129 200ZM156 199V200H155ZM7 200H10V201H7ZM33 200V201H32ZM35 200V201H34ZM52 200V201H53ZM57 200V201H58ZM65 200H66V202H65ZM75 200V201H74ZM78 200V201H77ZM84 200V201H83ZM86 200V201H85ZM88 200V201H87ZM118 200H120V201H118ZM123 200V201H122ZM126 200V201H125ZM157 200H160V201H157ZM23 201V202H22ZM39 203H38V202ZM68 201V202H67ZM102 201V202H101ZM114 201H116V206H118L120 203H121V201H122V204H120L118 207H117V210H115L116 209V206H115V204H114ZM159 202V203H156V202ZM35 202H37V203H35ZM76 202H78V203H76ZM107 202V203H106ZM117 202H119V204L117 203ZM89 203V204H88ZM137 203V204H136ZM2 204V205H1ZM4 204V205H3ZM39 204H40V206H39ZM62 204V205H61ZM64 204H67V205H64ZM73 204V206H71ZM79 204V205H78ZM84 204V205H83ZM113 204V205H112ZM131 204V203H130ZM159 204V205H158ZM161 204V205H160ZM12 205V206H11ZM23 207H22V206ZM51 204L49 203V204H47L45 207H48V209L46 208V211L47 210H49L48 212L50 213V210H51V206H50ZM53 205V208L55 207V205H54V203L52 204ZM59 205V204H58ZM58 205L56 206L57 207V209H59V207H58ZM82 205V206H81ZM88 205V206H87ZM140 207H139V206ZM153 205V206H152ZM13 206H15V207H13ZM50 206V207H49ZM67 206H69L70 208H68ZM160 206V207H159ZM41 208L40 210H36V211H34L36 208ZM45 207H44V210H45ZM63 207L64 208H67V209H63ZM82 207V208H81ZM86 207V208H85ZM114 207V208H113ZM123 207V208H122ZM158 208V209H156V208ZM23 208V209H22ZM50 208V209H49ZM53 208H52V212L53 211H55V208H54V210H53ZM74 208H76V209H78V211L77 210H74ZM86 210H85V209ZM138 208H139V210H138ZM143 209L142 211H141V209ZM20 209V210H19ZM80 209V210H79ZM81 209H83V211L81 210ZM109 211H108V210ZM119 209L121 210L120 212H119ZM122 209H123V213H125L126 215H124V216H121L120 214H122ZM24 210V211H23ZM43 210V209H42ZM70 210H72V211H70ZM86 212H85V211ZM124 210H126L125 212H124ZM145 210V212H143ZM32 211V212H31ZM81 211V212H80ZM129 211V212H128ZM141 211V212H140ZM150 211V212H149ZM11 212V213H10ZM19 212H20V214H19ZM27 212V213H26ZM51 212V213H52ZM66 212V213H65ZM77 212H80V213H82V214H80L79 213V220L78 219H74V218H72L73 217V214L74 215H76V213ZM90 212V213H89ZM111 212V213H110ZM136 212V213H135ZM148 214H147V213ZM7 213V214H6ZM14 213V214H13ZM34 215H32V214ZM70 213V214H69ZM109 213V214H108ZM131 213H134V216H138L137 218H135V220L133 221V222H131L132 220H130V214ZM138 213V214H137ZM140 213V214H139ZM143 215H142V214ZM154 213H156V214H154ZM161 215H160V214ZM22 214V215H21ZM29 214V215H28ZM54 214V213H53ZM67 214V215H66ZM117 214H118V216H117ZM136 214V215H135ZM145 214V215H144ZM11 215V216H10ZM19 215H20V218H18L19 217ZM66 215V216H65ZM129 215V216H128ZM151 216V220H150V216ZM24 216H26L25 217V219L23 218ZM28 216V217H27ZM30 216V217H29ZM38 216V215H37ZM128 216V217H127ZM140 216H142V217H140ZM156 216V217H155ZM10 217V218H9ZM33 217V218H32ZM113 217V218H112ZM120 217V218H119ZM126 217V218H125ZM140 217V218H139ZM144 217V218H143ZM159 217V218H158ZM164 217V218H163ZM22 218V219H21ZM86 218V219H85ZM94 218V219H93ZM116 218H118L117 220H116ZM122 218V219H121ZM124 218V219H123ZM138 218H139V221H138ZM142 218H143V220H142ZM157 218V219H156ZM15 219V220H14ZM18 219V220H17ZM24 219V220H23ZM145 219H146V221H145ZM148 219V220H147ZM160 219V220H159ZM21 220V221H20ZM23 220V221H22ZM26 220V221H25ZM41 220V219H40ZM76 220V221H75ZM87 220V221H86ZM138 222H137V221ZM157 220V221H156ZM7 221V222H6ZM13 221H15V223L13 222ZM36 222V224H40V226H38V225H34L35 224V222ZM101 221V222H100ZM122 221V222H121ZM143 221H145V222H143ZM160 221V222H159ZM162 221V222H161ZM21 222V223H20ZM24 222V223H23ZM27 222H28V224H30V225H28L27 224ZM128 222V223H127ZM151 224H150V223ZM26 223V224H25ZM89 223V224H88ZM97 223V224H96ZM108 223V224H107ZM131 223V225L129 226L128 224H130ZM141 223V224H140ZM148 223V225L150 224V226H148V225H146ZM160 223V224H159ZM7 224H8V226H7ZM21 224H23L24 226H25V228L23 229V225H21ZM96 224V225H95ZM101 225V227L100 226H98V225ZM113 224V225H112ZM136 224V226H134ZM140 224V226L141 227H139V226H137V225H139ZM154 224H156V225H154ZM162 224H163V226H162ZM21 226V227H19V226ZM88 225H90V226H88ZM112 225V226H111ZM120 225V226H119ZM123 225V226H122ZM161 225V226H160ZM7 226L8 227V229L10 228V230H8L7 229V227L5 228V227ZM11 226V227H10ZM23 226V227H22ZM28 226V227H27ZM34 226H35V228H34ZM107 226V227H106ZM112 227V228H108V227ZM119 226V227H118ZM127 226V227H126ZM129 226V227H128ZM144 226H146V227H144ZM152 226V227H151ZM159 226V227H158ZM166 226V227H165ZM97 227V228H96ZM99 227L101 228V230L99 229ZM151 227V228H150ZM125 228H126V231H124L125 230ZM136 228H137V230H136ZM143 230H142V229ZM144 228H148L149 230H150V232H148V229H144ZM154 230H153V229ZM161 228H163V229H161ZM5 229V231H3ZM20 229H22V230H24L23 232H22V230L20 231ZM25 229H29L28 231L26 230L25 231ZM34 230L33 232H31V230ZM111 229V230H110ZM132 230V231H129V230ZM166 229V230H165ZM15 230H17V231H15ZM84 230V231H83ZM118 232H117V231ZM140 230H142V231H140ZM151 230H152V232H151ZM7 231V232H6ZM88 231V232H87ZM100 231V232H99ZM104 231L106 232V233H104ZM120 231H122V232H120ZM124 231V232H123ZM129 231V234H127V232ZM136 231V232H135ZM144 231V232H143ZM159 231H160V233H159ZM162 231V232H161ZM14 232V233H13ZM16 232V233H15ZM26 232H28V235L27 236H25V234H26ZM30 232V233H29ZM158 232V233H157ZM13 233V234H12ZM24 233V234H23ZM102 233H104V234H102ZM111 233V234H110ZM125 233V234H124ZM146 233V234H145ZM155 233H157V235L155 234ZM193 233V232H192ZM16 236H15V235ZM21 234H23L24 236H22V238H24L25 237V240L24 239H22L21 237H19V236H21ZM86 234V235H85ZM106 234L107 235H109V236H106ZM113 234V235H112ZM140 234V235H139ZM151 234V235H150ZM2 235V236H1ZM31 235V238L33 237ZM104 235V236H103ZM112 235V236H111ZM125 235V236H124ZM160 235V236H159ZM162 235V236H161ZM193 235V234H192ZM143 237V239H142V237ZM149 236V237H148ZM156 236V237H155ZM158 236V237H157ZM171 236V237H170ZM193 236H195V232H194V235ZM26 237H28V238H26ZM35 237V236H34ZM89 237V238H88ZM104 237V238H103ZM108 237H110V238H108ZM10 238V239H9ZM87 238V239H86ZM103 238V239H102ZM148 240H147V239ZM154 238V239H153ZM159 238V239H158ZM162 238V239H161ZM164 238V239H163ZM15 239H16V241H17V244H16V241H15ZM32 239H34V238H32ZM90 239V240H89ZM151 240V242H150V240ZM166 239V240H165ZM18 240H19V243H18ZM106 240V241H105ZM113 240V241H112ZM121 240H123V241H121ZM148 241V244H147V241ZM158 240V241H157ZM162 240V241H161ZM11 241H13V242H11ZM21 241H23L22 243H21ZM25 241V242H24ZM88 241V242H87ZM103 241H104V245H103ZM112 241V242H111ZM152 241H153V243H152ZM154 241H156L157 242V244H156V242H154ZM164 241H166V242H164ZM107 242V243H106ZM159 242H161L160 244H158ZM114 243H116V244H114ZM146 243V244H145ZM155 243V244H154ZM106 244V245H105ZM114 244V246H112ZM150 244V245H149ZM163 244V245H162ZM166 244V245H165ZM88 245V246H87ZM97 245V246H96ZM148 245V246H147ZM155 245H156V248H154L155 247ZM190 245H192V244H190ZM10 246V247H9ZM28 246V247H27ZM30 246V247H29ZM154 246V247H153ZM41 247V248H40ZM109 247H111V248H109ZM113 247H114V249H113ZM151 247V248H150ZM161 247V248H160ZM166 247V248H165ZM168 247V248H167ZM193 247H195V248H193ZM34 248H37L38 250H37V252L34 250ZM97 248V249H96ZM150 248V249H149ZM165 248V249H164ZM193 248V249H192ZM93 249V250H92ZM98 249H99V251H98ZM106 249H108V250H106ZM113 249V250H112ZM148 249V250H147ZM154 249V250H153ZM155 249H157L156 251H155ZM185 249V250H184ZM192 249V250H191ZM196 249H197V246L195 245H193V246H186V248L184 247L182 250H181V253H182V261H181V264H197V262H196V257H195V254H196ZM88 250V251H87ZM159 250V251H158ZM167 250V251H166ZM14 251V252H13ZM19 251V252H18ZM98 251V252H97ZM105 251V253H103ZM112 251V252H111ZM114 251V252H113ZM136 251V252H135ZM139 251H140V253H139ZM144 251V252H143ZM155 252L154 254H157V255H153V252ZM195 251V252H194ZM13 252V253H12ZM17 252V253H16ZM21 252V254H19ZM33 252V253H32ZM93 252V253H92ZM100 252V253H99ZM102 252V253H101ZM158 252H160V253H158ZM184 252V253H183ZM17 255H19L20 257H17V256H15V254ZM84 254H86V255H84ZM87 254H91L90 256L89 255H87ZM99 254V255H98ZM104 254V255H103ZM2 255V256H1ZM11 255H12V257H11ZM15 256V258H13L14 256ZM37 255H39V256H37ZM37 255L35 254V255H33L32 256V259L34 258L35 259V261H37V259L38 260H41L40 262L39 261H37L38 262V264H40V263H44V264H46V262L48 261V260H46V259H44L43 260V262H42V259H41V257H40V254L39 253H37ZM113 257H112V256ZM115 255V256H114ZM118 255V256H117ZM139 255V256H138ZM161 255H162V257H161ZM9 257V258H7L6 259V257ZM22 256H24V257H22ZM38 258H37V257ZM88 258H87V257ZM92 256H93V258H92ZM102 256V257H101ZM108 257V258H106V257ZM117 256V257H116ZM158 256V257H157ZM194 256V257H193ZM22 257V258H21ZM90 257V258H89ZM120 257V258H119ZM185 257V258H184ZM18 258V259H17ZM92 258V259H91ZM155 258H158V259H155ZM4 259V260H3ZM12 261H11V260ZM90 259V260H89ZM96 259V260H95ZM101 259V260H100ZM112 259V260H111ZM115 259V260H114ZM144 259V260H143ZM9 260V261H8ZM14 260V261H13ZM57 259L55 258V259H53V260H51V261H49V262H52V264H60L61 262H57L56 261ZM106 260V261H107ZM160 260V261H159ZM34 261V262H35ZM45 261V262H44ZM183 261H184V263H183ZM33 262V261H32ZM36 262V263H37ZM116 262V263H115ZM160 262H162V263H160ZM49 264V263H48ZM51 264V263H50Z\"/></svg>","mask_w":264,"mask_h":264},{"label":"built area","instance_id":"obj_3","mask_svg":"<svg viewBox=\"0 0 264 264\" xmlns=\"http://www.w3.org/2000/svg\"><path fill=\"white\" fill-rule=\"evenodd\" d=\"M232 153L239 150V145H234ZM254 177L257 181L264 182V159L255 160ZM236 183L241 187L246 185L243 179L237 178ZM248 199L251 209L235 208L230 210L224 221L221 233L222 248L229 251L234 242H244L247 239L254 240L264 256V192L256 194L250 191Z\"/></svg>","mask_w":264,"mask_h":264}]
</instances>
